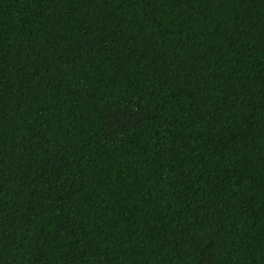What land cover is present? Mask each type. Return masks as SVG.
I'll list each match as a JSON object with an SVG mask.
<instances>
[{"label":"trees","instance_id":"obj_1","mask_svg":"<svg viewBox=\"0 0 264 264\" xmlns=\"http://www.w3.org/2000/svg\"><path fill=\"white\" fill-rule=\"evenodd\" d=\"M0 264H264V0H0Z\"/></svg>","mask_w":264,"mask_h":264}]
</instances>
